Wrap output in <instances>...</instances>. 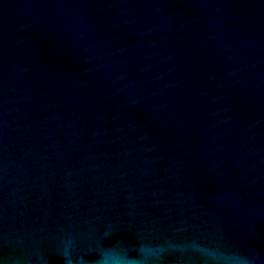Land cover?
Instances as JSON below:
<instances>
[{
	"label": "water",
	"instance_id": "95a60500",
	"mask_svg": "<svg viewBox=\"0 0 264 264\" xmlns=\"http://www.w3.org/2000/svg\"><path fill=\"white\" fill-rule=\"evenodd\" d=\"M0 264H264V0H0Z\"/></svg>",
	"mask_w": 264,
	"mask_h": 264
}]
</instances>
